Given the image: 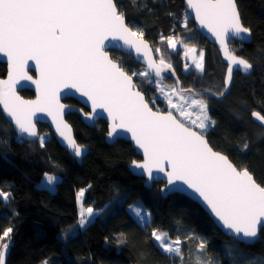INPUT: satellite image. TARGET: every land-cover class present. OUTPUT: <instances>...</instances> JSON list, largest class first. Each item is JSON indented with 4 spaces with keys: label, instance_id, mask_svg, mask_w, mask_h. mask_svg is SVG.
<instances>
[{
    "label": "snow or ice",
    "instance_id": "1",
    "mask_svg": "<svg viewBox=\"0 0 264 264\" xmlns=\"http://www.w3.org/2000/svg\"><path fill=\"white\" fill-rule=\"evenodd\" d=\"M185 3L199 27L219 43L228 61L224 90L213 93L223 97L235 65L246 73L253 69L248 60L232 52L229 40L234 37L246 42L252 36V29L242 21L238 0H185ZM188 14L186 11L185 17ZM183 27L187 29V19ZM165 39L173 50L177 44H183L177 36L161 37L162 41ZM114 41L135 50L138 57L142 55L148 68L131 74L125 71L109 56V48L119 47ZM183 46L185 56L196 52L195 47ZM0 55L7 57L8 63V79L0 80V107L6 121L15 126L18 142L23 143L22 138L26 136L37 138L41 148L45 146L46 137L39 135L36 128L37 113H44L74 155L83 156V147L77 144L64 120L65 105L60 103V93L65 89L71 90L65 92L66 96L78 93L91 105V112L85 113L88 120L107 114L110 139L120 132L130 134L135 148L143 153L142 161H131L133 170H141L139 174L147 176L149 184L165 182L162 192H187L206 206L214 225L229 233L234 241V247L225 251L230 264H258L257 258L243 254L237 258L235 245L254 244L264 231V185L257 182L247 166H237L226 154L213 149L206 132L216 121L209 116L207 101L196 98L198 94L192 89H187L191 95H184L183 89L165 91L157 82L168 110H154L150 106L156 101L147 100L133 78L148 77L153 69L159 78L171 65L163 58L158 65L151 59L143 31L126 23V13L120 10L118 0H0ZM203 57V51L199 59L192 56V62L201 72ZM29 61L35 64L39 79L28 75ZM22 79L35 84V100H23L17 95L15 86ZM251 115L264 125V115L258 111ZM248 149L249 144L245 142L241 151ZM58 180L56 175L46 172L42 185L54 190ZM89 188L91 185L75 194L77 225L81 230L99 214L94 207H85V193ZM11 196V192L0 189L2 201L7 202ZM129 211L142 226L150 223L151 213L142 207L131 206ZM13 232L14 228L9 226L0 233V264H7ZM76 234L73 226L62 236L67 240ZM150 237L167 258L178 257L181 264H220L218 258L209 255L205 238L189 233L183 239L179 236L172 239L168 232L155 228ZM193 239L197 243L185 261L182 246ZM116 242L126 243L123 233ZM41 264H50V261L46 258Z\"/></svg>",
    "mask_w": 264,
    "mask_h": 264
},
{
    "label": "trees",
    "instance_id": "2",
    "mask_svg": "<svg viewBox=\"0 0 264 264\" xmlns=\"http://www.w3.org/2000/svg\"><path fill=\"white\" fill-rule=\"evenodd\" d=\"M238 5L243 23L252 29L251 42L243 45L229 41V48L248 60L253 69L248 75L234 72L230 90L221 101L200 98L207 101L209 116L216 121L206 132L210 145L226 154L235 165L247 166L257 182L264 185V127L251 115L253 111L264 115V0H238ZM118 6L126 13V23L143 31L144 40L153 51L160 49L156 59L163 58L171 65L165 79L150 75L133 78L146 99L156 101L150 103L154 110H168L165 100L160 98L157 82L176 88L175 81H179L180 89L194 92L223 91L227 67L218 49L194 29L189 15L185 17L183 0H118ZM185 19L187 29L183 27ZM162 36L180 37L199 52L203 51V71L192 67L185 70L188 62L180 57V48L170 50ZM109 54L129 74L146 70L128 55L116 51ZM5 75L6 66L0 63V80ZM20 95L25 99L34 97L27 90ZM64 102L84 109L73 99ZM66 120L74 130L77 143L88 149L81 164L58 145L45 125L39 126L40 135L46 137L43 148L39 140L18 142L0 109V189L12 193L7 202L0 199V233L9 226L14 228L7 264H41L46 258L50 264H181L178 257L167 258L151 239L154 228L168 232L172 239L177 236L183 239L189 233L205 238L209 255L218 258L220 264H230L225 251L234 247V241L225 237L186 197L171 194L163 198L161 182L146 189L144 180L129 170L131 161L140 158L123 140L113 145L105 143L104 121L89 128L77 114L67 115ZM245 142L249 149L241 151ZM46 172L59 178L53 192L41 187ZM88 185L91 188L85 193V207L92 206L99 214L81 230L77 225L75 194ZM137 201L151 213L146 226L127 210ZM73 226L77 234L64 239L62 233ZM120 233L124 234L126 243L118 245ZM196 243L193 239L182 246L185 261ZM235 253L237 258L243 254L264 264V231L252 245H235Z\"/></svg>",
    "mask_w": 264,
    "mask_h": 264
},
{
    "label": "water",
    "instance_id": "3",
    "mask_svg": "<svg viewBox=\"0 0 264 264\" xmlns=\"http://www.w3.org/2000/svg\"><path fill=\"white\" fill-rule=\"evenodd\" d=\"M183 7H184V9L189 13L188 15H189V17L192 19V21H193L194 29H195V30H196V31H197V32L203 37V39H205L208 43H210L211 45L215 46V47L218 49V52H219V55H220L221 61H222V62L226 65V67H227V68H226V71H225V76H224V80H225L226 77H227V72H228V61L224 59V55H223V53H222L221 50H220V45H219V43L215 41V38L211 35V33H208L206 29H201V28L199 27V25H198V24L196 23V21H195L194 14H191L190 10L187 9V6H186V3H185V0H183ZM229 41H235V42H237V43H240V44L246 45V44H249V43L251 42V37H250L249 40L246 41V42H241L239 39L234 38V37L231 38ZM112 43L119 45V47L109 48V49H108V53H109L110 51H116V52H119V53H121V54H123V55H128V56H130V57L133 59V61H134L136 64H139V65L143 66L145 69L148 68V64H147V62L144 60V57H143L142 55L138 57L137 54H136V52H135V50L123 46L122 42H119V41H114V42H112ZM147 44L149 45V48H150V50H151V59H152L157 65H158V64L160 63V61H158V60L156 59V56H157V55H156V51L154 52L153 49H152V46H151L149 43H147ZM109 56H110V54H109ZM0 63L4 64V65L6 66V75H5V77H4L3 79H1V80H7V79H8V63H7V57H4V56L0 55ZM29 65H31V69L28 71V75L31 76L34 80H35V79H39V74H38V72L36 71L35 64H34L32 61H29ZM167 71H168V68H165V69L161 72V76H160L159 78L156 77V75H155V70H154V69L151 70V71L149 72V75H150L151 77H156V78L162 80V79H165V78L167 77V74H168ZM236 71L242 72V73H244V74H246V75H248L249 72H250V71L247 72V73L244 72L242 69H240L239 65H235V66H234V70H233L232 74H233L234 72H236ZM224 80H223V87H224ZM231 82H232V79H231ZM231 82H230V85H229L228 91L225 93V95H227L228 92H229V90H230ZM175 85H176V89L179 91L180 88H179V84H177V81H175ZM15 87H16L17 95H19V96L21 97V99H23V100H27V101H31V100H35V99H36V97H37L36 86H35V84H33L31 81L22 79V80L19 81L18 84H16ZM26 90H27V91H31V92L33 93L34 97L31 98V99H25V98H23V97L20 95V92H22V91H26ZM223 90H224V89H223ZM69 91H71V90H67V89H65L64 91H62V92L60 93V103H62V104L65 105V115H64V120H65V122L71 127V130H72V136H73L74 139H75V137H74V130H73L72 126L68 123V121L66 120L67 115H69V114H77V115H79L80 118H81V120H82V123H83L85 126L89 127V128H93V127L95 126V124H96L98 121L102 120V121H104V122L106 123V125H107V133H106V136H105V139H104V141H105V143H106L107 145H113L116 141H118V140H123V141H125V142H127V143L130 144V146H131L132 150L134 151V153L140 158L139 161H142V160H143V153H142L140 150H138V149L135 148L134 142H132L131 139H130V134H128V133H124V132H120L119 135L116 136L114 139H110V138H109V136H108V132H109V128H110V122H109L108 119H107V114H106V113L103 114L102 116L96 118L94 121H90V120H88L87 117L85 116V112H84V111H82L81 109H79V108H77V107H73V106H70V105L66 104V103L64 102L66 99H73V100H75L78 104H80L81 106H83L84 108H86L87 111H88V113L91 112V105H90V103H86V102H85L86 98L81 97L78 93H74V94H72V95H67V96H66V95H65V92H69ZM195 93L198 94L197 97H206V98L211 99V100L216 101V102L221 101L222 98H223V97H217V96L213 95L212 93H209V92H206V91L195 92ZM183 94L185 95V94H191V93H189L187 90H185ZM225 95H224V96H225ZM0 109H1V114H2V107H0ZM2 116H3V118L5 119L4 115H2ZM253 118H254V117H253ZM254 119H255V118H254ZM5 120H6V119H5ZM256 121H257V120H256ZM257 122L260 124L259 121H257ZM9 125L11 126V128L13 129V131L15 132V134L17 135L18 133H17V131H16V129H15V126L12 125V124H9ZM40 125H45V126H47L48 129L50 130L52 136L54 137V139H55L56 142L58 143V145H59L62 149H64V150L69 154V156L72 157V158H73L78 164H81L82 159H83L84 156L88 153V149H87L85 146H82V145H81V146L83 147V149H84V154H83V156H81V157H76V156L74 155V153L72 152V150L69 149V148L67 147V144L64 143V142L62 141V138L56 133L55 126L52 124L51 118L48 117L47 115H45L44 113H37L36 128H37V132H38L39 135H40V132H39V126H40ZM262 126L264 127V125H262ZM22 139H23V141H27V142H29L30 139L33 140V141H37V140H38L37 138H28V137H26V136H24ZM75 140H76V139H75ZM76 142H77V141H76ZM77 144H78V143H77ZM78 145H79V144H78ZM130 165H131V164H130ZM130 165H129V170H130V172L132 173V175L142 178V179L144 180V182H143V186H144L146 189H151V187H152V185H153L154 183L149 184L147 176L139 174V172H140L141 170H133V169L130 167ZM134 172H135L136 174H134ZM161 183L163 184V186H162L161 189H163V188L165 187V182H161ZM189 192H190V190H189ZM171 194L182 195V196L186 197L187 199H189L190 201H192L193 203H195V204H196V205H197V206H198V207H199V208H200V209H201V210L207 215V217L211 220V222L214 224V218L210 216V213H209V211L206 209V206H204V205L202 204V202L199 201L198 199H194V198H193V195H189L187 192H183V193H182V192H178V191H167V190H165V191H163V192L161 191V195H162L163 198H165V197H167L168 195H171ZM214 226H215V227H216V228H217V229H218V230H219V231H220L225 237H227V238H231V236H230L229 233H227L226 231H224L223 229L219 228V227L216 226V225H214ZM258 239H259V237H258ZM258 239H257V240H258ZM257 240H256V241H257ZM240 244L246 245V244H244V243H240ZM251 245H252V244H251ZM7 257H8V255H7Z\"/></svg>",
    "mask_w": 264,
    "mask_h": 264
},
{
    "label": "rangeland",
    "instance_id": "4",
    "mask_svg": "<svg viewBox=\"0 0 264 264\" xmlns=\"http://www.w3.org/2000/svg\"><path fill=\"white\" fill-rule=\"evenodd\" d=\"M196 42H198V40H196ZM183 44H187L189 47H193L192 45L189 44V42H187V43H186V42H183ZM183 44H177V46H176V48H175L174 50L171 49V48H169V49L172 50V51H176L178 48H180V52H181L180 57H181L183 60H185V61L188 62V63H187V69H188L189 67H192V68L196 69L195 64L192 62V56L194 55L197 59H199V54H200L201 51L199 52V49L196 48V52H195V53H189L188 56H185V48H184ZM195 47H196V46H195ZM159 54H160V53L156 51V55H157V56H160ZM187 69H186V67H185V70H187ZM196 70H197V69H196ZM197 71H198V70H197ZM160 86H161L162 88H164L165 91H169V92H170V90L172 89V86L170 87V86H168V85H166V84H162V85L160 84ZM185 95H191V94H185ZM160 98L163 99V100H165L164 95H163V93H161V92H160ZM172 98L175 100V96H173ZM196 98H200V97H196ZM165 102H166V100H165ZM166 108L168 109V104H167V102H166ZM193 118H195V117H193ZM43 136H45V135H43ZM43 179H44V178H43ZM43 179H42V181H43ZM42 181H41V187H43V185H42ZM43 188H45V187H43ZM49 191L53 192L54 190H49ZM131 206L142 207L143 210L147 211V210L141 205L140 201H137V202H135V203L129 205V206L127 207V210H128V212H129V213H130V214H131L136 220H137V218L134 216V214H132V213L129 211V209H130ZM147 212H148V211H147ZM96 216H97V215H96ZM96 216H94L93 219H94ZM93 219H92V220H93Z\"/></svg>",
    "mask_w": 264,
    "mask_h": 264
},
{
    "label": "flooded vegetation",
    "instance_id": "5",
    "mask_svg": "<svg viewBox=\"0 0 264 264\" xmlns=\"http://www.w3.org/2000/svg\"><path fill=\"white\" fill-rule=\"evenodd\" d=\"M79 105H80V104H79ZM80 106H81V105H80ZM82 107H83V106H82ZM77 108L81 109V110H82V111H84L85 113H88L87 109H86V108H84V107H83V108H84L85 110H84V109H82V108H80V107H77Z\"/></svg>",
    "mask_w": 264,
    "mask_h": 264
}]
</instances>
